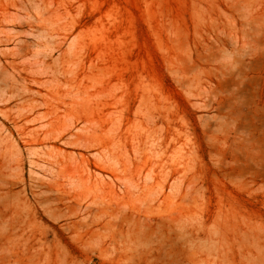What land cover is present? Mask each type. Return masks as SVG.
I'll return each instance as SVG.
<instances>
[{"label":"rangeland","instance_id":"374dc122","mask_svg":"<svg viewBox=\"0 0 264 264\" xmlns=\"http://www.w3.org/2000/svg\"><path fill=\"white\" fill-rule=\"evenodd\" d=\"M251 1L0 0V264H264V0ZM255 10L261 58L241 80L202 97L182 85L181 57L204 77L240 57ZM144 93L155 109H139ZM172 134L167 154L155 137Z\"/></svg>","mask_w":264,"mask_h":264},{"label":"bare ground","instance_id":"6f19581e","mask_svg":"<svg viewBox=\"0 0 264 264\" xmlns=\"http://www.w3.org/2000/svg\"><path fill=\"white\" fill-rule=\"evenodd\" d=\"M30 1V0H29ZM236 1L237 0H235V2L234 3H236ZM250 1V0H249ZM253 1H255V0H252L251 1V3L253 2ZM242 2V1H241ZM254 3V2H253ZM233 4V3H232ZM241 4V3H240ZM248 4V3H247ZM253 5V4H252ZM233 6V5H232ZM242 6V5H241ZM249 7V6H248ZM260 7V6H259ZM259 7H257L258 9H259ZM241 8V7H240ZM251 8V7H250ZM252 8H253V6H252ZM257 9V10H258ZM263 9V8H262ZM48 10V9H47ZM240 10V9H239ZM248 10V9H247ZM69 12H70V10H69ZM259 11H257L256 12V10H255V12H254V14H250L251 15V19H249L246 23L244 22H242V25H243V27H247V28H245V29H247V30H242V27H241V30L243 31V36L246 38L243 42H242V48L240 49L241 51H243V53H241L239 50V52L241 53V55H240V57L239 58H236V59H233V60H229L230 58H228V60H229V62H226L225 60V58H223V60L224 61H220L219 60V62H217L216 61V63H217V66H216V71L215 72H213L212 73V75H209L208 73H207V71L205 72V73H207L209 76H205L204 77V75H203V73H202V71H200V74H194L193 72H195V69H197V67H193L192 65H190L189 64V62H190V60H189V58H188V60H189V62L188 63H186V58H184V57H181V59H176V57H175V59L177 60V61H175V67H174V69H173V72H174V74H176L177 76H178V79H179V81L182 83V85H184V86H186V85H190L191 86V89H192V91H195V94H196V96L197 97H202V95H203V90L204 91H206V88L209 86V87H211L212 88V86H213V83H216V81L218 82V83H220V85L222 84V86H225L227 83H229V82H231V81H236V78H238V77H240L242 74H243V71H247L248 70V68L247 69H245V67L247 66V64H248V61H249V63H254V62H256L259 58H261V50H260V47H259V44H258V40H259V34L257 33V32H255V34L254 35H252L251 33H250V31L248 30L249 28H250V26L253 24V23H258V21H259V19L262 17V14H263V12L260 14V13H258ZM260 12H261V10H260ZM48 13V12H47ZM53 13V12H52ZM238 13V12H237ZM253 13V12H252ZM44 14V13H43ZM46 14V13H45ZM41 15H42V13H41ZM68 15V14H67ZM241 15V14H240ZM244 14H242V16H243ZM245 16V15H244ZM244 16H243V18H244ZM45 17V16H44ZM236 17V16H235ZM39 18V17H38ZM264 17H262V19L261 20H264L263 19ZM39 19H42V17L41 18H39ZM47 19V18H46ZM245 19H246V17H245ZM41 21V20H40ZM44 22V21H43ZM260 22V21H259ZM34 23V22H33ZM239 24V23H238ZM40 25H42L41 23H40ZM46 25H48V24H46ZM45 25V26H46ZM35 26V25H34ZM224 26H226V25H224ZM237 26V25H236ZM255 26V25H254ZM230 27V26H229ZM228 27V28H229ZM232 27V26H231ZM234 27H235V22H234ZM240 27V26H239ZM253 27V26H252ZM258 26L256 25V28H257ZM34 29V28H33ZM43 29H44V27H43ZM259 29V28H258ZM38 30V29H37ZM221 30H223V29H221ZM227 30V29H226ZM225 30V31H226ZM252 30V29H251ZM254 30V29H253ZM258 31V30H257ZM261 31V30H260ZM260 31H259V33H260ZM215 33V32H214ZM230 33V32H229ZM228 33V34H229ZM257 33V34H256ZM217 34V33H216ZM219 34H221V33H219ZM223 34V33H222ZM224 34H225V32H224ZM233 34V33H232ZM226 35H227V33H226ZM234 36H235V34H233ZM212 36V35H211ZM219 36V35H218ZM230 36H232V35H230ZM242 36V38H244ZM251 36H252V38L255 40V46H252V43H251V41L249 40V38H251ZM264 36V35H263ZM215 37V36H214ZM220 37V36H219ZM226 37V36H225ZM237 37H239V36H237ZM223 38V37H222ZM222 38H220V39H222ZM263 38V37H262ZM219 39V40H220ZM225 39V38H224ZM228 39V42H231V43H235V39H236V37L235 38H233V37H228L227 38ZM177 40H179V39H177ZM213 40V39H212ZM212 40H210L211 42H212ZM226 40V39H225ZM239 40V39H238ZM215 41V40H214ZM216 41H217V39H216ZM215 41V42H216ZM176 42V41H175ZM178 42V41H177ZM209 42V41H208ZM225 42V41H224ZM207 43V42H206ZM236 43H237V45H238V42L236 41ZM198 44V43H197ZM202 44V43H201ZM200 44V45H201ZM210 44V43H209ZM213 44V43H212ZM216 44H218V43H216ZM225 44V43H224ZM227 44V43H226ZM205 45V44H204ZM222 45V44H221ZM231 45V44H230ZM199 45H197V47H198ZM208 46V45H207ZM196 47V46H195ZM212 47V46H211ZM216 47V46H215ZM228 46H226L225 45V48H227ZM230 47V46H229ZM233 47V46H232ZM24 48V47H23ZM202 48V47H201ZM208 48V47H207ZM207 48H205V49H207ZM217 48H218V46H217ZM223 48V47H222ZM235 49H236V47H234ZM239 48V47H238ZM234 49V50H235ZM190 50V49H189ZM218 50H219V48H218ZM227 50H229L228 48H227ZM237 50V49H236ZM235 50V51H236ZM22 51V50H21ZM188 51V50H187ZM186 51V52H187ZM198 53H199V51H198V49L196 50ZM215 51V50H214ZM231 51H233L232 50V48H231ZM262 51H264V50H262ZM207 52V51H206ZM221 52H222V50H221ZM228 52V51H227ZM197 53V54H198ZM212 53V52H211ZM226 53V50L224 51V54ZM235 53V52H234ZM237 53V52H236ZM264 53V52H263ZM228 54V53H227ZM238 54V53H237ZM188 55V54H187ZM215 55V54H214ZM228 55H230V54H228ZM234 54H231V56H233ZM183 56V55H182ZM202 56V55H201ZM209 56H210V54H209ZM208 56V57H209ZM235 56H236V54H235ZM234 56V57H235ZM239 56V55H238ZM53 57V56H52ZM197 57V56H196ZM214 57V56H213ZM228 56L226 55V58H227ZM194 58V57H193ZM206 58L207 57H204V59L206 60ZM210 58V57H209ZM215 58V57H214ZM203 59V58H202ZM202 59H201V61H202ZM211 59V58H210ZM172 60H174V59H172ZM227 60V61H228ZM204 61V60H203ZM207 61V60H206ZM213 61V60H212ZM173 62V61H172ZM192 62V61H191ZM194 62V61H193ZM204 63V62H203ZM211 63V62H210ZM194 64V63H193ZM213 64V63H212ZM64 65V64H63ZM70 65V64H69ZM91 65V64H90ZM89 65V67H91ZM199 65V64H198ZM253 65V64H252ZM203 66V65H202ZM202 66H199V68L201 67L202 68ZM214 66V65H213ZM60 68V67H59ZM66 68V67H65ZM69 68V67H68ZM67 68V69H68ZM212 68V67H211ZM66 69V70H67ZM205 69V68H204ZM245 69V70H244ZM60 70V69H59ZM172 70V69H171ZM210 71V70H209ZM245 71V72H246ZM172 72V71H171ZM197 72V71H196ZM54 73H55V71H54ZM66 73H68L67 71H66ZM199 73V72H198ZM69 74V73H68ZM247 75H245V76H249L248 75V73H246ZM92 77V76H91ZM211 77H214V79H211ZM242 77V76H241ZM66 78H68V77H66ZM75 78V77H74ZM245 78V77H244ZM248 78V77H247ZM71 79H72V77H71ZM207 79V80H206ZM238 79H240V78H238ZM243 79V78H242ZM241 80V79H240ZM178 81V80H177ZM67 83V82H66ZM243 84V83H242ZM71 85V84H70ZM80 85V84H79ZM216 85H219V84H216ZM72 86V85H71ZM205 86H206V88H205ZM248 86H249V84H248ZM77 88H79V86L77 87ZM95 88V87H94ZM216 88V87H215ZM230 89H231V86L229 87ZM189 89V88H188ZM216 89H218V88H216ZM223 89V88H222ZM226 89V88H225ZM234 89V88H233ZM243 89V88H242ZM220 90V89H219ZM238 90V89H237ZM191 91V90H190ZM208 91H210V90H208ZM221 91H224V90H221ZM227 91V90H226ZM232 91V90H231ZM235 91V90H234ZM241 91V90H240ZM239 91V92H240ZM241 92H243V91H241ZM193 93V92H192ZM192 93H190V94H192ZM209 93V92H208ZM216 93V92H215ZM218 93V92H217ZM225 93V92H224ZM236 93V92H235ZM212 95L213 94H211V98H212ZM237 95V94H236ZM208 97V96H207ZM213 99V98H212ZM228 99H229V97H228ZM234 99V98H233ZM211 100V99H210ZM212 101V100H211ZM230 101H231V99H230ZM229 103V102H228ZM227 103V104H228ZM225 104V103H224ZM144 105H149L151 108V110L152 109H155V95L153 94V93H150V94H146V93H144L143 95H142V97H141V100H140V105H139V109H141ZM211 105V104H210ZM227 106V105H226ZM148 107V106H147ZM231 107V106H230ZM229 107V108H230ZM217 109V108H216ZM143 110V109H142ZM151 110H149V111H151ZM141 111V110H140ZM144 111V110H143ZM240 111V110H239ZM154 112V111H153ZM234 112V111H233ZM148 113V112H147ZM221 114V113H220ZM148 115H149V113H148ZM89 116V115H88ZM153 116V118L155 117L154 115H152L151 114V117ZM240 116V115H239ZM238 117V116H237ZM152 119V118H151ZM232 120H234V119H232ZM235 121V120H234ZM90 121L89 120H86V125H87V123H89ZM96 122V121H95ZM150 122V121H149ZM159 124V123H158ZM157 125V123L155 122V120H153L152 122H151V124H150V126H149V128H148V138L145 140V143H148V141L150 140V138L151 137H153L154 135H152L153 133H155V132H153V130L155 129V126ZM87 126H85L84 128L87 130L88 128H86ZM101 128V127H100ZM139 128V127H138ZM137 128V129H138ZM142 127H140V129H141ZM144 128H146L145 126H144ZM83 129V128H82ZM84 130V129H83ZM85 130V131H86ZM145 130V129H144ZM143 130V131H144ZM97 131V130H96ZM142 131V132H143ZM182 131V130H181ZM98 132V131H97ZM180 132V131H179ZM184 132V131H183ZM90 133V132H89ZM94 134H96V133H94ZM93 134V135H94ZM137 134V133H136ZM180 134H182V132L181 133H179V135ZM157 135V134H156ZM179 135H176V134H172V135H169V136H165L164 138H163V140L161 139V137L162 136H160V137H158V138H156L155 137V139L156 140H158L159 141V146L160 147H164L163 146V141H165L166 142V153L168 154L171 150H175V151H178V150H180V149H177L178 148V146L180 145V143H181V139H180V136ZM141 136V135H140ZM135 138H136V136H135ZM162 143H161V142ZM184 141V140H183ZM155 142V141H154ZM101 143V142H100ZM155 145H156V143H155ZM101 150H103V151H106V152H108L109 151V147L107 146V145H103L100 149H99V152H101ZM107 154V153H106ZM115 154V153H114ZM178 156V155H177ZM177 159V158H176ZM176 163V162H175ZM65 166V165H64ZM182 167V166H181ZM71 168V167H70ZM187 169V168H186ZM75 170V169H74ZM63 171V170H62ZM81 171V170H80ZM125 171H126V169H125ZM69 172V174H66V180H67V182L69 183V185L72 187V190H73V192L74 193H76V194H74L75 196L76 195H78L77 194V192H76V190H79V189H81L83 186H86V184L84 183V177L82 176V175H80V174H78L76 171H73L72 169L70 170V171H68ZM126 179H128V178H126ZM139 187V186H138ZM52 188V187H51ZM72 190H66L65 192H67L66 194L70 197V195H71V192H72ZM84 190V192L83 193H88V192H90V189H89V187L88 188H84L83 189ZM63 194V193H62ZM83 196V195H82ZM62 197V196H61ZM73 197V196H72ZM82 198V197H81ZM61 199V198H60ZM62 199H64V200H66L65 198H62ZM72 200V199H71ZM144 200H145V198H144ZM70 201V200H69ZM91 201H93V200H91ZM81 202V201H80ZM87 203H92V202H88V200H87ZM95 204H96V202H94ZM146 204H147V202H146ZM88 207H90L89 205L87 206V208ZM178 231V230H177ZM181 231V230H180ZM184 232V231H183ZM179 233V232H178ZM247 233V232H246ZM180 235H181V232L179 233ZM183 234V233H182ZM186 234H187V232H186ZM179 236V235H178ZM183 236V235H182ZM180 237V236H179ZM183 240V239H182ZM184 241H186V240H184ZM250 259V258H249ZM248 259V260H249ZM199 261V260H198ZM203 262V261H202ZM194 263V262H193ZM195 263H198V262H195Z\"/></svg>","mask_w":264,"mask_h":264}]
</instances>
